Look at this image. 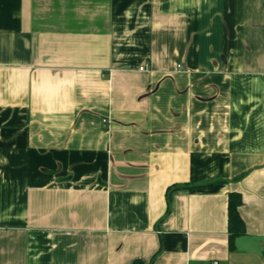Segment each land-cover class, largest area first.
I'll list each match as a JSON object with an SVG mask.
<instances>
[{
    "label": "crops",
    "instance_id": "crops-1",
    "mask_svg": "<svg viewBox=\"0 0 264 264\" xmlns=\"http://www.w3.org/2000/svg\"><path fill=\"white\" fill-rule=\"evenodd\" d=\"M136 259L264 264V0H0V264Z\"/></svg>",
    "mask_w": 264,
    "mask_h": 264
},
{
    "label": "trees",
    "instance_id": "trees-1",
    "mask_svg": "<svg viewBox=\"0 0 264 264\" xmlns=\"http://www.w3.org/2000/svg\"><path fill=\"white\" fill-rule=\"evenodd\" d=\"M209 185V184H205ZM205 185H190V184H174L170 186L167 190L168 199H170L171 192L178 188H198ZM242 204V195L240 192H231L229 194V200H228V228L230 232L229 236V246L230 249H234L236 246V238L240 235H243L246 232V227L244 220L242 219L239 207ZM157 255V254H156ZM155 255V256H156ZM154 256V257H155ZM133 264H151L146 263L142 259H136Z\"/></svg>",
    "mask_w": 264,
    "mask_h": 264
},
{
    "label": "built area",
    "instance_id": "built-area-1",
    "mask_svg": "<svg viewBox=\"0 0 264 264\" xmlns=\"http://www.w3.org/2000/svg\"><path fill=\"white\" fill-rule=\"evenodd\" d=\"M147 68V66L146 67H141V69H146ZM214 264H217V262H215Z\"/></svg>",
    "mask_w": 264,
    "mask_h": 264
}]
</instances>
